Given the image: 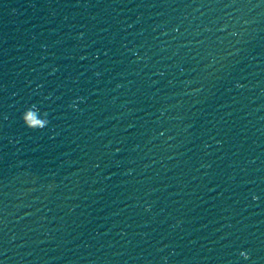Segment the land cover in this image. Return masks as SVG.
<instances>
[{
	"label": "water",
	"instance_id": "water-1",
	"mask_svg": "<svg viewBox=\"0 0 264 264\" xmlns=\"http://www.w3.org/2000/svg\"><path fill=\"white\" fill-rule=\"evenodd\" d=\"M160 264H264V119L219 172Z\"/></svg>",
	"mask_w": 264,
	"mask_h": 264
},
{
	"label": "clouds",
	"instance_id": "clouds-1",
	"mask_svg": "<svg viewBox=\"0 0 264 264\" xmlns=\"http://www.w3.org/2000/svg\"><path fill=\"white\" fill-rule=\"evenodd\" d=\"M31 123H33V121H32V118H31V116H28L27 117V123H26V128H28V129H30V130H33V131H35L36 129H33V128H31ZM48 124H49V122H48ZM44 128L42 127L41 129H39V130H43ZM247 258V257H246Z\"/></svg>",
	"mask_w": 264,
	"mask_h": 264
}]
</instances>
